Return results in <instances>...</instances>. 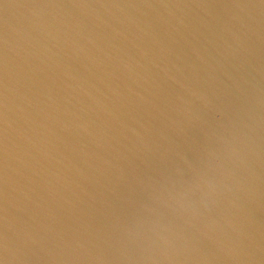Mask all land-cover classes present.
<instances>
[{
	"label": "water",
	"instance_id": "water-1",
	"mask_svg": "<svg viewBox=\"0 0 264 264\" xmlns=\"http://www.w3.org/2000/svg\"><path fill=\"white\" fill-rule=\"evenodd\" d=\"M0 264H264V0H0Z\"/></svg>",
	"mask_w": 264,
	"mask_h": 264
}]
</instances>
